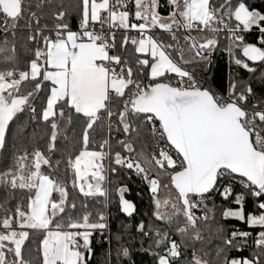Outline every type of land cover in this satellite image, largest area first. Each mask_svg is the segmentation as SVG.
Returning a JSON list of instances; mask_svg holds the SVG:
<instances>
[{"label": "snow or ice", "instance_id": "snow-or-ice-1", "mask_svg": "<svg viewBox=\"0 0 264 264\" xmlns=\"http://www.w3.org/2000/svg\"><path fill=\"white\" fill-rule=\"evenodd\" d=\"M225 38L231 65L254 75L264 66V9L250 0H0V264H89L111 207L138 211L120 183L133 175L149 209L135 228L154 264H181L189 249L186 264H264V74L259 94L238 71L214 77ZM29 123L31 150L19 143ZM250 241L251 257L230 255Z\"/></svg>", "mask_w": 264, "mask_h": 264}, {"label": "trees", "instance_id": "trees-1", "mask_svg": "<svg viewBox=\"0 0 264 264\" xmlns=\"http://www.w3.org/2000/svg\"><path fill=\"white\" fill-rule=\"evenodd\" d=\"M251 3L255 4L258 8L264 9V3L261 2V0H250ZM161 11H164L162 9ZM166 14V12H165ZM70 25L73 27V30H76L79 20L73 19L72 16L69 17ZM258 35V32L253 31L252 33H246L245 38L246 41L249 43H256V37ZM228 41L227 39H222L221 42V50L217 51L214 55V67L210 69L212 75L214 77H224V78H230V76L234 72H239L240 77L245 81H253L254 87L257 89L258 94L260 93L262 89V85L260 82V77L262 74H264V66H256L257 71L253 75L252 73H248L246 70L243 69H237L234 65H231L228 53L224 51L223 49L227 46ZM251 64V62H250ZM37 106H39V101L36 102ZM28 120L27 115H23L21 117V123H24ZM37 128L36 123H29L28 127L25 128V134L20 137L19 143L20 146H24L27 144L29 147V150H31L32 147L37 146L36 142L28 143L26 140L27 136H30L33 132V129ZM15 131V128L13 129ZM76 131H79V128H76ZM39 132H43V126L41 125L39 128ZM69 136H72V132H69ZM47 137H45V140ZM60 143H63L61 141ZM43 147L44 141H39V145ZM120 183L127 184L130 191L128 192L126 198L133 201L137 206V213L132 216L128 217L125 214L118 211V209L115 206H112L109 212V229L105 233L104 236H101L97 234V236L93 240V251L94 255L92 259L90 260L89 264H105V255L106 253L110 252V261L111 264H154L153 257L150 253H146L144 251V248H148L151 244V241L147 238H141L140 235L136 232L135 226L141 221V219H147V216L145 215L149 209L147 206V200L145 198V186L143 182L136 176H132L131 179H128L127 177H123L120 180ZM241 189L237 187L236 191H240ZM216 203L218 205L224 204V206H228L229 202H223L221 201L220 197H216ZM248 209L251 211L254 209V205L252 203V200H249L247 203ZM225 226L229 229H232L233 227H237L241 230H248L246 225L241 224L234 220H228L223 222ZM258 231V230H257ZM256 235V232H253V236ZM174 239L180 240V237L177 235H173ZM39 234L36 235V240L38 241ZM215 243V241L213 242ZM143 245V247H141ZM199 246V245H197ZM121 247H127L130 249V252L132 253V256L130 259L126 258H118L117 251ZM209 248L212 247V245L208 246ZM32 252L31 257L35 260L36 254H35V245H32ZM256 251L255 245L252 244V242H249V246L245 249H243L240 252H237L233 250L230 255L232 256H247L251 257L254 252ZM191 256V249L188 250L187 256L185 257V261H182L181 264H186V260L188 257Z\"/></svg>", "mask_w": 264, "mask_h": 264}, {"label": "rangeland", "instance_id": "rangeland-1", "mask_svg": "<svg viewBox=\"0 0 264 264\" xmlns=\"http://www.w3.org/2000/svg\"><path fill=\"white\" fill-rule=\"evenodd\" d=\"M164 182L167 183V180L165 179Z\"/></svg>", "mask_w": 264, "mask_h": 264}, {"label": "water", "instance_id": "water-1", "mask_svg": "<svg viewBox=\"0 0 264 264\" xmlns=\"http://www.w3.org/2000/svg\"><path fill=\"white\" fill-rule=\"evenodd\" d=\"M127 194H128V193H127ZM132 202H133V201H132ZM133 203H134V202H133ZM135 214H136V213H135ZM135 214H134V215H135ZM134 215H133V216H134Z\"/></svg>", "mask_w": 264, "mask_h": 264}, {"label": "built area", "instance_id": "built-area-1", "mask_svg": "<svg viewBox=\"0 0 264 264\" xmlns=\"http://www.w3.org/2000/svg\"><path fill=\"white\" fill-rule=\"evenodd\" d=\"M239 187V186H238Z\"/></svg>", "mask_w": 264, "mask_h": 264}]
</instances>
